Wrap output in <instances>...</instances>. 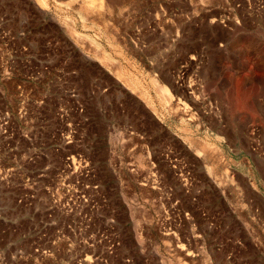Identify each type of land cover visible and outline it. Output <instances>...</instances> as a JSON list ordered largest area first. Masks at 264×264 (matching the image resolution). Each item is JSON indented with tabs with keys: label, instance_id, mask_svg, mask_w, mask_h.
Segmentation results:
<instances>
[{
	"label": "rangeland",
	"instance_id": "obj_1",
	"mask_svg": "<svg viewBox=\"0 0 264 264\" xmlns=\"http://www.w3.org/2000/svg\"><path fill=\"white\" fill-rule=\"evenodd\" d=\"M0 12L52 64L23 90L0 80V264H75L67 244L41 263L29 250L33 206L11 169L28 147L88 151L119 241L108 264H264V0H0Z\"/></svg>",
	"mask_w": 264,
	"mask_h": 264
},
{
	"label": "built area",
	"instance_id": "obj_2",
	"mask_svg": "<svg viewBox=\"0 0 264 264\" xmlns=\"http://www.w3.org/2000/svg\"><path fill=\"white\" fill-rule=\"evenodd\" d=\"M9 23L8 17L0 12V80L18 79L20 83L17 87L23 90L25 82L43 81V74L49 73L52 64L40 60L37 53L30 51L31 43L26 41L23 33H13ZM70 93L72 97V90ZM38 104L40 109L35 118L41 123H48L50 117L46 113L50 111L46 110L43 101ZM67 104L59 103V112L56 111L60 123L67 125V129L56 131L64 145H72V119L68 116L72 107ZM0 113L3 115L0 122L8 123V112L0 109ZM25 114L26 110L22 116ZM41 136L39 133L23 134L28 141ZM18 160L19 165L11 169L22 173L26 188L17 201L28 208L33 206L32 211L26 213L30 225L25 238L29 240V250L37 258L36 261L43 262L64 252L59 246L62 243L69 245L67 252L72 255L71 260L75 264H81L83 248L91 250L83 257L88 264H108L107 258L112 256L119 241L115 240L113 228L98 210V201L104 197H100L98 176L88 151H72V148L65 147H28L21 151L20 156H14L15 165ZM6 183L9 185L8 179ZM77 203L92 204L90 211L76 213ZM37 204L48 207L45 211H38ZM73 208L76 210L73 211Z\"/></svg>",
	"mask_w": 264,
	"mask_h": 264
},
{
	"label": "bare ground",
	"instance_id": "obj_3",
	"mask_svg": "<svg viewBox=\"0 0 264 264\" xmlns=\"http://www.w3.org/2000/svg\"><path fill=\"white\" fill-rule=\"evenodd\" d=\"M91 6L90 5H87V11L89 10V8H90ZM85 10V9H84ZM161 91H162V93H164V91L161 89ZM163 96H164V94H163Z\"/></svg>",
	"mask_w": 264,
	"mask_h": 264
}]
</instances>
